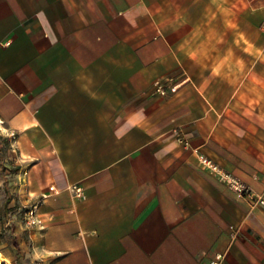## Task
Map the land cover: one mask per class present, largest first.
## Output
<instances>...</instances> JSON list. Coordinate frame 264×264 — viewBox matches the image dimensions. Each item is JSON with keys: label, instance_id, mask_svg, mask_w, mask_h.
I'll return each mask as SVG.
<instances>
[{"label": "crops", "instance_id": "obj_1", "mask_svg": "<svg viewBox=\"0 0 264 264\" xmlns=\"http://www.w3.org/2000/svg\"><path fill=\"white\" fill-rule=\"evenodd\" d=\"M263 24L264 0H0V264H264V206L199 158L264 191Z\"/></svg>", "mask_w": 264, "mask_h": 264}, {"label": "built area", "instance_id": "obj_2", "mask_svg": "<svg viewBox=\"0 0 264 264\" xmlns=\"http://www.w3.org/2000/svg\"><path fill=\"white\" fill-rule=\"evenodd\" d=\"M264 30V24H263ZM179 85H168L167 82L160 80L155 84L156 92L161 95H166L169 92H176ZM16 143L17 142V134L15 132H10L8 134ZM179 140L183 143L184 146L188 147L189 143L186 139L179 137ZM200 162L203 166L208 168L211 172L218 175L219 178L227 183L237 194L238 197L248 199L253 206H264V191L259 193L256 192L253 188H251L248 184H246L243 180L237 178L232 175L230 172L224 170L221 166H219L212 159L207 156L200 154L199 155ZM68 190L74 197H83L84 190L83 187L79 184H73L68 187ZM58 193V190L55 186H50L49 192L42 194L41 196L30 199L29 203L24 207V219L26 225L29 228H35L42 225V219L40 216L41 206L45 202V200L51 196V194ZM224 254L218 253L216 256L209 262V264H222L224 260Z\"/></svg>", "mask_w": 264, "mask_h": 264}, {"label": "rangeland", "instance_id": "obj_3", "mask_svg": "<svg viewBox=\"0 0 264 264\" xmlns=\"http://www.w3.org/2000/svg\"><path fill=\"white\" fill-rule=\"evenodd\" d=\"M8 254L12 257H15V259L19 257L18 253L16 254V253L12 252V250H9ZM15 262H16V264H22L21 259H19V258H18V260H15Z\"/></svg>", "mask_w": 264, "mask_h": 264}, {"label": "bare ground", "instance_id": "obj_4", "mask_svg": "<svg viewBox=\"0 0 264 264\" xmlns=\"http://www.w3.org/2000/svg\"><path fill=\"white\" fill-rule=\"evenodd\" d=\"M2 260V259H1Z\"/></svg>", "mask_w": 264, "mask_h": 264}]
</instances>
